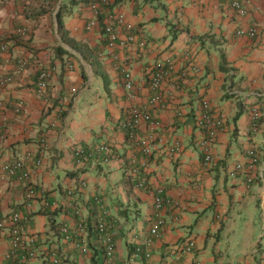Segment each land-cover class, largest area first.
I'll list each match as a JSON object with an SVG mask.
<instances>
[{"label": "crops", "instance_id": "0c3cea01", "mask_svg": "<svg viewBox=\"0 0 264 264\" xmlns=\"http://www.w3.org/2000/svg\"><path fill=\"white\" fill-rule=\"evenodd\" d=\"M50 1L5 0L0 9V44L9 43L0 47V76L13 77L0 86V212L28 216L22 223L34 237L19 249L26 261L7 257L8 224L0 231V264H106L95 228L102 221L113 226L116 264H264V0H244V15L231 0H111L147 42L113 53L100 29L87 28L91 0L70 4L65 16L75 45L58 35L56 13L66 0L54 11ZM248 28L256 34L238 33ZM117 30L126 35L125 27ZM159 61L173 68L162 100L152 103L157 91L147 68ZM123 63L139 86L134 98ZM46 66L53 72L40 96L38 72ZM132 105L160 121L149 156L121 128ZM208 111L224 120L210 162L197 124ZM150 131L146 124L138 134ZM176 142L180 150L171 152ZM103 144L111 151L100 150ZM17 159L29 180L6 171ZM28 184L37 190L32 205ZM160 189L165 223L148 241ZM188 241L191 250L180 248Z\"/></svg>", "mask_w": 264, "mask_h": 264}, {"label": "built area", "instance_id": "2783aa9c", "mask_svg": "<svg viewBox=\"0 0 264 264\" xmlns=\"http://www.w3.org/2000/svg\"><path fill=\"white\" fill-rule=\"evenodd\" d=\"M232 6L240 13V14H246L247 13V7L244 4V0H231ZM104 2H109V0H104ZM1 6V1H0ZM1 8V7H0ZM91 11L93 13V17L90 19V21L87 23L88 29H97L100 26L98 16L101 12L102 5L101 3L96 0L93 1L90 5ZM106 13V25H105V35L107 40V48L109 53H113L114 50L117 47H123L126 46L129 42L137 43L140 47H145L147 45L146 40L139 39L137 35H125L124 37H120L118 34V26L125 27L126 30L134 28V24L130 23L126 19V15L121 10H111L110 12L105 11ZM27 28L26 27H20L17 29V32L21 35L27 34ZM238 33L241 35L247 34L250 36H254L256 34L255 28H248V29H239ZM2 50H6V45L1 44L0 45ZM173 65L171 63L159 61L156 63L151 64L147 69L150 74V86L152 89L156 90V94L151 98L152 103H158L162 100L164 94L161 92L163 89V85L166 81H168L170 77V73L172 72ZM21 69H24L23 66H21ZM121 74L123 78V83L126 89H128V95L130 98H134L137 96L139 86L137 85L135 78L133 76L132 71L127 67V64H124L121 68ZM40 81L38 83L37 91L39 95H42L48 88V82L47 80L50 78V71L43 70L40 74ZM48 78V79H47ZM9 78L6 77H0V86H5L8 84ZM169 93V91H167ZM203 106L205 108H209V105L206 101H204ZM223 117L220 116L218 113H211L208 111V113H205L200 116L198 119V126L199 128L204 130V138L201 140L200 144L204 148L205 151V160L207 162H210L212 160L211 155V148L214 144L217 132L218 130L223 126ZM148 125L150 128V132L146 135H139L138 131L143 125ZM160 126V121L153 117L151 113H149L147 110L141 109L138 106L132 105L130 106L126 113L124 114V118L121 121V128H123L127 136L130 140L135 142L140 149L143 151L145 156H149L153 153V143L156 140L155 136L153 135L152 130L157 129V127ZM180 142H176L174 146L171 147V152H178L180 150ZM100 150H102L105 153H108L111 151V146L109 144H103L100 146ZM83 152L81 149L77 151V153ZM256 152L254 149L250 150V154L252 157V163L256 162L258 158L256 157ZM25 161L23 159H17L12 164L6 166V171L9 173L10 176L15 175L18 171H21L20 177L25 180H29L31 178V171L30 169L25 168ZM136 161H134V164ZM143 165L147 164V159L142 161ZM238 167H241V164H238ZM139 187L144 185V182H139L137 184ZM162 189L159 190L160 193H158L156 197V207L158 209V213H156V218L152 222L150 227V238H148V241H151L153 238L160 235V231L162 227L164 226L165 220L163 216L161 215V209L163 208L165 204V200L162 197L161 194ZM37 190L32 184H28L26 187V196L32 200L36 197ZM32 205V204H31ZM28 216L24 215L20 211H13L9 214H3L0 212V231H2L8 224H11V249L9 253L7 254V257H16L19 261L23 262L26 261L27 257L24 255H20L19 249H27L26 246H23V244L27 245L28 240L32 242L34 240V237H32V234L28 233L26 230V227L23 225L22 221L27 220ZM83 229H85V226H83ZM96 230L98 233L103 235V244H104V253L106 257V264H116V245L115 242L112 239V233H113V226L111 224L107 223L106 221H102L100 223H97L95 225ZM61 231L65 234L68 232L67 227H62ZM195 245L194 241H188L187 243L180 246L182 249L191 250L192 247ZM86 250V248H84ZM52 255L55 257V261L57 263H60V258L57 257V252H53ZM138 255V254H137ZM170 264V263H168Z\"/></svg>", "mask_w": 264, "mask_h": 264}, {"label": "trees", "instance_id": "16d2710c", "mask_svg": "<svg viewBox=\"0 0 264 264\" xmlns=\"http://www.w3.org/2000/svg\"><path fill=\"white\" fill-rule=\"evenodd\" d=\"M0 1H1V6H0V7L2 8V6H3L4 2H5V0H0ZM25 1H27V0H25ZM67 1H68V3H67ZM93 1H96V0H91V1H89V3H90L89 6L92 4ZM98 1H99V2L101 3V5H102L101 12L99 13V16L97 17L98 20H99V23H100V26L98 27V29H100V31H102V33L105 34V32H106V30H105V25H106V19H107L105 11L110 12L111 10H114L115 8H112V7H113V3H112L111 0H109L108 3H107V2H104V0H98ZM118 1H121V0H118ZM76 2H77V0H66V1H63V2L60 4L59 9H58V11H57V13H56L58 35H60V37L62 38V40L69 41L72 45H73V44L75 45V42L73 41L72 38L68 37V33H67V31H66V27H65V16H66L67 13H69V11H70V10H69V9H70V4H73V3H76ZM57 3H58V0H51V1H50L49 5H50V7L52 8V11H54V9H55ZM1 8H0V9H1ZM136 32H137V29H136V27L134 26V28L129 29V30H126V35H133V34L136 35V34H137ZM27 34H28V35L30 34V33H29V29H28V31H27ZM70 39H71V40H70ZM106 43H107V40H106ZM1 44H2V43H1ZM1 44H0V45H1ZM3 44H5L7 48L9 47V43H8V42H4ZM129 44H131V42H129L127 45H129ZM127 45H126V46H127ZM4 51H5V50H4ZM57 51H64V50L62 49V47L58 46V47H57ZM124 64H125V63L121 64V66H123ZM21 66H23L24 69H25L26 66H27V61H23V62L21 63V65L19 66V67H20V70L23 71L24 69H21ZM43 70L50 71V77L52 76V72H53V67H52V66H49V67L46 66V68L41 69V70L38 72V80H37V83H36V88H38V83H39V81H40V79H41V78H40V74H41V72H42ZM121 72H122V71H121ZM0 77H2V76H0ZM3 77L9 78L8 83L11 82L12 79H13V77H12L11 75L3 76ZM47 79H48V78H47ZM47 82H48V88H47V90H46L42 95H40V96H44V95H46V93L48 92V89H49V86H50V78L47 80ZM37 93H38V91H37ZM38 94H39V93H38ZM35 189H36V188H35ZM27 199L29 200L28 205H31V204L33 203V200H34V199L30 200L28 197H27ZM45 207H46V206H45ZM47 207H48V206H47ZM47 213H48V212H47Z\"/></svg>", "mask_w": 264, "mask_h": 264}]
</instances>
